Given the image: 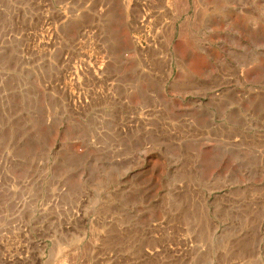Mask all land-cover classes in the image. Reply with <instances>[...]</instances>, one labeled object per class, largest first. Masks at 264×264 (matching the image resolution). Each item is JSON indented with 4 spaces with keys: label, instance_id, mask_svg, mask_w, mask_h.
Returning <instances> with one entry per match:
<instances>
[{
    "label": "rangeland",
    "instance_id": "rangeland-1",
    "mask_svg": "<svg viewBox=\"0 0 264 264\" xmlns=\"http://www.w3.org/2000/svg\"><path fill=\"white\" fill-rule=\"evenodd\" d=\"M0 264H264V0H0Z\"/></svg>",
    "mask_w": 264,
    "mask_h": 264
}]
</instances>
